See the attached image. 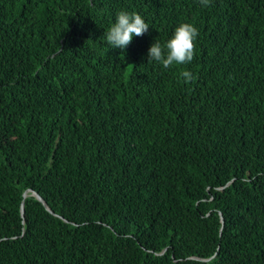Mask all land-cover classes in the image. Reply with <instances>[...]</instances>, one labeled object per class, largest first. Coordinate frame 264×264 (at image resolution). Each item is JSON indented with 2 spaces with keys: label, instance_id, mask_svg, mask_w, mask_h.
Here are the masks:
<instances>
[{
  "label": "trees",
  "instance_id": "trees-1",
  "mask_svg": "<svg viewBox=\"0 0 264 264\" xmlns=\"http://www.w3.org/2000/svg\"><path fill=\"white\" fill-rule=\"evenodd\" d=\"M0 264H264V0H0Z\"/></svg>",
  "mask_w": 264,
  "mask_h": 264
},
{
  "label": "clouds",
  "instance_id": "clouds-1",
  "mask_svg": "<svg viewBox=\"0 0 264 264\" xmlns=\"http://www.w3.org/2000/svg\"><path fill=\"white\" fill-rule=\"evenodd\" d=\"M204 7H209L212 0H199ZM149 30V25L138 13L120 11L116 22L104 34L112 49L125 50L132 43L134 37H142ZM198 29L189 23H182L176 29L165 45L155 42L149 49V63L156 61L165 69L173 65H186L195 57ZM180 76L186 83L193 81L190 71L184 70Z\"/></svg>",
  "mask_w": 264,
  "mask_h": 264
},
{
  "label": "water",
  "instance_id": "water-1",
  "mask_svg": "<svg viewBox=\"0 0 264 264\" xmlns=\"http://www.w3.org/2000/svg\"><path fill=\"white\" fill-rule=\"evenodd\" d=\"M29 193H32V195H34L35 197H36V199L38 200V201H40L52 214H54V215H56L53 211H51L50 209H49V207L47 206V203L43 200V198L39 195V194H37L36 192H33V191H26L25 192V194H24V196L25 197H27L28 195H29ZM22 214H23V216H24V205H22ZM56 216H58V215H56ZM222 223H223V225H224V219H223V217H222ZM202 261H205V262H207V261H209V260H202Z\"/></svg>",
  "mask_w": 264,
  "mask_h": 264
}]
</instances>
